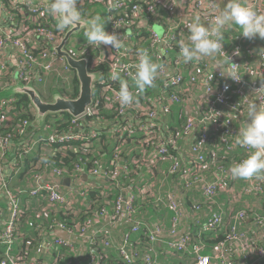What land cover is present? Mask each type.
Here are the masks:
<instances>
[{"label":"built area","instance_id":"2783aa9c","mask_svg":"<svg viewBox=\"0 0 264 264\" xmlns=\"http://www.w3.org/2000/svg\"><path fill=\"white\" fill-rule=\"evenodd\" d=\"M210 2H212V0H78L77 3V8L80 11L96 3H105L111 13V29L106 32L122 36L126 45V49H121L119 51L109 45L108 54L102 53L97 60L92 61L91 59L93 63L92 68L96 69V67L101 63H108L110 67V75L113 71H119L121 78L134 79L136 71L135 65L138 63L140 43L144 41L149 43V55L158 63H161L159 70V76L161 78L160 84H163L165 87L164 89L166 94L161 98H156L154 103L150 104V106L146 108H143V110H140L141 116L143 117L139 120L140 124H137L136 127H134V125H129L125 129L131 136L134 134H140V136L143 137L144 142L157 146L161 155L168 153V144L170 143L162 142L159 144L162 140L160 139L157 141V139L162 136V129H165L164 119L171 113V106L181 104L186 106L188 104L189 100L184 98L183 94L188 91V85L197 84L195 78H191L188 81L182 73H178L182 69L180 67L181 58H178L170 66L167 64V58L169 59V55L174 50L176 43L179 42L180 35L188 30L186 28V18H189L191 15L199 16L201 23L205 24V26H209V23L212 22L213 17L216 14V9ZM242 2L250 4L260 12H264V0H242ZM140 3H143L144 5ZM12 5L13 8H18V10H20L22 16L30 15L33 19H35V21L38 19H48L53 17L48 13L49 4H47V2L35 3L19 2L14 0ZM161 9L167 10L169 15L179 14L178 16L180 19L178 20V23L173 25L168 32L162 35L150 26L147 31V38L141 36L138 44L134 45L128 36L131 35V33L138 27V24L142 21L155 24L156 21H158V18H160ZM4 13H6V10L0 4V17H2ZM194 16L192 18H194ZM24 23L25 22L23 21L19 27L14 26L7 30L0 29V57H3L6 53V48L8 46H11V50L16 54V64L13 69L4 60H0L1 77H8L12 73H16V79L14 80L13 77L11 87H14L18 81L25 85L32 84L36 87L38 85L45 86L46 80L49 76H54V78L57 76L58 78H62L66 81L62 83L63 85L56 83L55 80L51 81L50 87H54L53 90L56 88L59 90V88H63L65 86L68 87L67 82L70 83L71 81L68 73L69 70H72L67 65L66 60L59 56L56 51V49L60 47L65 36H63L62 33H56L53 26L52 28L40 26L35 29V31H31L30 27H26ZM236 41L237 45L232 51L226 50L224 43L221 41L223 45L222 51L231 57V61L235 58L241 57L243 54L241 38H237ZM42 45H45L46 47H43ZM160 47H164L166 49V56L159 55ZM236 50L239 51V55H233ZM86 57L91 58L90 56ZM221 57L223 58V56ZM168 63L170 64L171 61L168 60ZM234 64L237 65L234 69L236 78L240 81H234L229 78V84L218 87L216 83L217 80L225 79V76H222L220 72L207 73L203 77V92L205 94V98L209 101V110L211 115L206 118H203V116L198 117L196 115L187 117L188 120L186 121L184 130V134L187 138L193 137L195 130L199 128L202 130L201 134L197 136L196 143L192 145L190 149V164L193 163L197 165L199 162H203L204 160L206 161L207 159H205L204 152L207 146L212 143L211 136L213 135L212 132H209L204 126L208 122L215 125L216 132L220 130V132L216 134L222 136V140L220 139V142L222 145H226L228 149L241 148L247 152L252 150L236 144L237 132L234 129L232 117L233 113H241L244 109H248L250 103H256L257 105L264 107V88L257 91L262 85H264V51L260 55V82L258 84L251 86L247 85L241 75L242 65L238 63ZM99 75L100 78L96 84H105V90L112 89V86L106 84L103 76L101 74ZM109 81L116 82L111 81L110 77ZM226 86L227 90H225ZM69 87L70 88L68 90H71V86ZM117 92L118 91H114L113 94L114 103H119L116 95ZM64 97L71 99L66 96ZM233 97H242V104H230L229 99ZM158 99H161L162 101H159ZM5 102L12 104L15 102V99L12 98L1 102L0 113L3 112V108L5 107L3 105ZM99 104L100 102H95L94 98L93 105L89 107L85 115L77 119L75 118L74 124L78 125L76 121L85 119V117L92 116L94 113H97ZM218 107L223 108L218 110ZM5 112H7V114L0 117V123H11L14 113L12 110H6ZM11 113H13V115L8 117ZM124 113L125 111L122 112L121 115ZM30 126L31 122L24 120L15 127L17 135L22 138L18 142L15 141L13 133L2 134L0 132V205L3 203L8 209L7 215L2 221L4 227L3 231L0 233V245H5L8 247V250L12 249L16 240L15 233L18 230L17 228L22 214L20 195L28 194L30 198L47 199L51 206H62L67 210H71L81 201L82 205H85L86 202L84 201H86L88 191L92 187L96 186L95 180L101 179L108 180L109 182L115 180L116 182L121 178L123 172L129 170L128 166H118L114 168V170L95 167L89 173H85V165H78L76 170L77 174L70 175L73 179V183L75 184V187L72 186V188L77 190L75 191L76 193L72 192L74 196L70 198L62 192L59 184V181L64 179V175H67L68 172H65L62 168L55 167L50 163H46L41 172L33 174L31 191L22 190L19 193H15L9 188L8 183L10 180L8 175L12 173L13 176H16L18 175V170L20 171V169H18V162H13V160L16 161L17 159L16 153L20 156L28 155L37 148H41L45 151V148H49L54 145H60L61 147L58 151L62 153V151H66L68 149L67 146L71 143L85 139H96L99 136L98 129L95 126H93L92 131L89 133L86 131V133H81V128L77 126L78 128L76 133L62 132V134H52L47 140L42 141L32 138L34 132H29ZM78 147L79 146L75 145L70 148L75 149ZM14 150H17L18 152L15 153ZM96 165H98V162ZM179 169V164H175L172 173L178 172ZM192 173L193 169L189 170L188 174H185V182L192 177ZM86 177H91L93 182L84 184L83 179ZM230 177L227 175L225 179H229ZM194 181L202 188L204 195L210 200L218 194L223 186V184L219 182H207L200 176L195 177ZM247 183L248 187L245 189L246 193H255L258 195L264 193V179H253L251 181H247ZM135 205V195L131 193L130 196L126 197L124 192L122 197H120L116 203L114 209L115 213L110 215L106 210H101L98 215H95L94 218L89 219L82 227L78 228L80 237H87L91 240V245L97 244L98 239L101 238L104 239V246L110 247L112 245L111 227L115 224H120L121 222H133L132 217L136 212ZM169 208L178 214L176 223L184 218L185 214L181 209H179V205L177 204V201L174 200V197H170ZM247 219L248 213L246 211L240 212L236 217L237 225L245 222ZM259 221L264 222V219H259ZM223 222L224 217L222 214L214 213L203 223L202 229L207 232L215 231L223 224ZM133 223H135L133 231H139L140 224L138 222ZM237 225L232 229L231 235L228 237L227 241L217 249V252L213 257L203 254V245L194 243L193 239L190 237V233L179 234L176 228H173L171 231L166 233L160 227H155L149 231L148 238L152 244L164 243L169 247V249L174 251L182 253L190 252L191 254H194L197 257L195 264H232L231 257H240V248H243L246 244V235L238 231ZM59 229L66 231L70 237H75V233L72 230H68L63 227H60ZM58 244L64 247L73 246V242L71 241H59ZM118 251L123 260L128 264L136 263L137 259H143L145 264H159V262H157L158 256L156 254L141 256L138 252L132 251L128 236L122 239L121 244L118 246ZM259 255L263 257L264 250L260 249ZM2 264L10 263L2 262ZM91 264H100V262L95 257H92Z\"/></svg>","mask_w":264,"mask_h":264},{"label":"trees","instance_id":"16d2710c","mask_svg":"<svg viewBox=\"0 0 264 264\" xmlns=\"http://www.w3.org/2000/svg\"><path fill=\"white\" fill-rule=\"evenodd\" d=\"M13 1L14 0H0V4L6 10V13L0 18V29L7 30L14 26L19 27L24 21L26 27H30L31 31H35V29L40 26L51 28L53 26L56 33H62L63 36H65L68 27L62 32L58 31L56 28L57 20L50 16L48 19H38L37 21H35L30 15L22 16L18 8H13ZM47 4L50 3L47 2ZM98 4H101L106 8L105 3H96L88 6L86 10L91 9L93 6H97ZM140 4L144 5L143 3ZM160 12H166L164 13V16H161L160 13V20L163 21V19H166L164 22L169 23V12L165 9H161ZM82 15L85 17L89 16L88 13ZM170 22L173 24L174 19H171ZM141 36L147 38V33L140 32L135 34L133 37L134 42L138 43ZM227 38L228 37L225 36L222 42L224 43L226 50L232 51V44L227 47ZM42 46L46 47L45 45ZM85 46L81 50H74L67 45V49L72 56L76 58L90 56L92 60H97L100 57V47L96 48L95 46H90L88 44ZM146 46L149 47L147 41L141 42L139 50L142 48L145 49ZM9 49H11V46H8L6 51ZM175 52L180 53V40L176 43L174 50L170 54L171 58ZM151 58L154 63L161 66V63H158L153 57ZM92 67L93 66H90L92 73L101 74L106 84L112 86V89L105 90V84H96L94 98L95 102H100L97 108L98 112L94 113L92 116L85 117V119L76 121L78 125L74 124L75 118L69 114L48 115L43 127H41L40 130L37 129V131H34L32 138L45 141L52 134H62V132L76 133L77 126L81 128V133L85 131L89 133L92 131L93 126H95L98 129L99 136L96 139L76 141L74 143L76 146H79L78 148L72 149L70 148L71 145H68V149L62 151V153L58 151L61 147L60 145L45 148V151L41 148H37L28 155L23 156H20L16 153L18 151L14 150L17 159L16 161L13 160V162H18L19 167H17L20 171L16 177L15 175L13 176L12 173L8 175L10 180L8 183L9 188L15 193H19L22 190L31 191L32 181L30 182V177L32 179L34 173L41 172L46 163L68 170V176L73 175L71 172H73L74 166L78 163H81V165H84L82 163H85V173H89L95 167L114 170V168L118 166H128L129 170L123 172L121 178L114 183L109 181L95 182L96 186L92 187L87 193L86 201H84L86 202L85 205H82L81 201L71 210H67L62 206L51 207L48 202L30 198L28 194L20 195L22 214L19 220L18 230L15 233L16 240L18 241L13 247L12 254L17 250L20 251L22 246L27 245V243L32 244L28 245L32 250L33 245L42 241V235L53 234L60 227L72 230L75 233L74 238H80L78 228L82 227L89 219L94 218L95 215H98L101 210H106L110 215H113L115 213L114 209L117 201L125 192L126 197L130 196L131 193L136 197V212L132 217V221L140 224L139 231L134 232L133 229L135 223H120L125 225L124 231H122L121 234L120 242H122L124 237L128 236L132 251L138 252L141 256L155 255L157 252L159 254L157 260L159 264H195L197 257L190 252L182 253L169 248V250L166 248V250H163L158 243H156L157 245L155 246V244L150 242L148 238L149 231L155 227H160L166 233L173 228H176L179 234L190 233V237L193 239L194 243L203 245L204 255L215 256V250L227 241L228 237L231 235L232 229L236 227L237 215L240 212L245 211V209H242V206L237 204L236 207H233L228 211L227 218H224L225 220L222 225H220L215 231L207 232L202 229V225L206 220L198 221L196 223L192 222L187 231L186 228H188V226L184 225V218L176 223L178 214L169 208L170 197H174V200L178 201L177 204L179 205V209L183 211L185 216L187 213L190 214V212H192L193 215L196 211L201 212L208 202H221V198L218 196L220 191L210 200L204 195L202 188L194 181L197 176L204 178L203 173L205 176L206 169H208L206 168V161L199 162L197 165L188 162L187 157H190V149L192 145L196 143L197 136L201 134L202 130L200 128L195 130L194 136L187 138L184 134L186 115L184 117L182 112H180L181 108L174 110L175 107L171 106V113L164 119L165 129H162L161 138L157 139V141L160 139L162 140L159 144L162 142H170L168 144V153L161 155L157 146L144 142V139L140 134H134L131 136L125 129L129 125H134V127H136L137 124H140L139 120L140 118H143L140 110L150 106V104L154 103L156 98H161L166 94L163 84H160L158 79H156L153 87L146 88L144 92H139L135 87L134 79L121 78V80L127 81L130 91H132L135 96V102L133 104L129 106L121 105L120 103L113 102V94L114 91L119 90L120 81H109V64L102 63L97 66L96 69ZM13 74L14 73H12L10 77H6V80H2V77L0 76L1 90L4 88L5 84L9 85L12 82ZM68 76L71 78L70 83L67 82L68 87L65 86L59 88L58 91L68 98L75 99L79 94V82L73 71L69 70ZM54 80L61 85L66 81L57 76ZM6 81H8L9 84H7ZM222 84H225L224 80L222 81ZM69 86H71V90H68L70 88ZM35 88L39 91L44 100H51L52 95L50 90H46V87L43 85H38ZM155 90H157V93ZM14 99V103L10 104L9 102H5L3 105L5 107L3 108V112L0 113V117L7 114V112H5L6 110H12L14 115L11 113L8 116L11 117L13 115L11 123H0V132L2 134L13 133L15 141L18 142L22 138L17 135L15 127L24 120H28L32 123L36 118V114L33 113L32 105L27 97L17 96ZM158 100L162 101L161 99ZM229 103L236 104L241 103V101L238 97H233L229 99ZM124 111L125 113L121 115ZM212 134V143L207 146L204 152L205 159L210 158L211 156L214 157V153L218 155L219 152L224 153L221 151L220 136L216 133ZM75 145L73 144V146ZM230 150L231 155H224L226 159L223 158L220 162L218 159V161L216 160L211 166L210 170L213 175L218 176L216 170L219 171V167L223 166L227 170V175L231 176L229 180L233 179L230 167L235 163H238L239 158L237 157H239L240 154H236V156L233 155L232 157V154L238 151H235L234 148ZM90 151H94V153L89 154L88 152ZM97 162L98 165H96ZM177 163L179 164L180 169L178 172L172 173L173 167ZM192 169V177L185 182V174ZM206 178L213 180L211 176H207ZM206 178L205 180L209 181ZM91 182H93L92 178L89 182L87 181V183L84 184ZM243 185H245V183H243ZM184 191H190L192 193H189V197L191 196L189 201L183 196ZM259 196L264 197V193ZM194 206L195 209L193 211ZM213 211L214 213L223 214L219 209ZM2 221L3 219L0 217V233L3 231L4 227ZM245 222L237 225L238 231L249 236L242 230ZM113 231L114 230L111 228L112 238V235L114 234ZM103 240L104 239L99 238L97 244H89L87 260L82 264H91L92 257L98 259L100 264H128L119 254L117 247L121 244L120 242L119 244L116 243L118 244L116 246L112 239V245L106 247L103 244ZM6 249L5 246L0 245V262L5 259ZM63 250L71 253V248L60 247L55 249L53 257L57 258V256L61 254L60 252H64ZM246 261L250 262L249 259H246ZM231 262L232 264L243 263L242 259L237 256H232ZM134 264L145 263L143 259H137V262Z\"/></svg>","mask_w":264,"mask_h":264},{"label":"crops","instance_id":"0c3cea01","mask_svg":"<svg viewBox=\"0 0 264 264\" xmlns=\"http://www.w3.org/2000/svg\"><path fill=\"white\" fill-rule=\"evenodd\" d=\"M226 2H227V0H224V3H221L219 5L221 9H223L224 4ZM97 6H101L105 9V19H102V22H105V31H108L111 29V13H110L109 9H107L106 5H105L106 8L101 4H98ZM87 8L88 7L84 8V10ZM164 13H166V12H162L161 16L162 15L164 16ZM178 15L179 14L169 15L168 16V17H170L169 23L164 22L166 19H163V21L160 20L161 18H158V21H156L155 24H153L151 22L149 23L147 21H142L141 23L138 24V27L128 37L134 45H137L138 43L134 42V40H133L134 35L137 33H140V32L147 33L150 26L153 27L155 30H157V32L159 34L162 35V34L168 32L173 25H176V23H178V20L180 19V17ZM193 16L194 15H191L189 18H186L187 23L192 21ZM89 18H91V17L87 16V17H84L82 19L87 20ZM171 19H174L175 23L172 24L170 22ZM156 27L159 30L156 29ZM206 27H208V26H206ZM85 31L86 30L84 29L80 34H82ZM189 35H190V33L187 30L186 32H184L180 35L179 40L187 43L188 42L187 38ZM225 36L228 37L227 41H226L227 47L232 44L231 45L232 50L237 45L236 39L241 38V40H242L241 46L243 48V54L241 57L235 58L232 61V63H238V64L242 65L241 75H242L244 82L247 85L251 86V85L258 84L260 82V76H259L260 55L264 51V39H260L259 37H256V38L251 39V40L247 39V38L243 37L242 35H240V30L235 26L231 29H225L223 40H224ZM225 40H226V38H225ZM108 47H110V46L109 45H101L100 49H99V54L100 55L102 53L108 54L109 53ZM142 47H143V44H142ZM146 47H145V49H146ZM147 50H148V52H150L149 51L150 46L147 47ZM15 57H16L15 52L12 51L11 49H9L8 51H6V53L3 55V57H0V60H4L13 69L15 64H16ZM178 58H181V66L180 67L182 68L180 70V72H178V73H182L188 81L191 78H195L197 84L188 85V88H187L188 91L186 93L184 92V94H183V97L189 100L188 104L186 106L182 105V104L179 106L174 105V107H175V108L173 107L174 110H178L181 108L180 112H182L184 117L186 115V117H185L186 121L188 120L187 117L188 116L190 117L191 115H196L198 117L203 116V118L210 116L211 112L209 110V101H207V99L205 98V94L203 92L204 85H203L202 80H203V77L207 73H219V72L221 73V70L215 69V66L217 65V62L221 61L223 58L219 54H216L213 57H203L199 61L184 63L182 55L179 52H177V53L175 52V53H173L172 58L169 55V59L167 58V64L169 66L172 65V63L174 61H176ZM78 59H81V58H78ZM168 60L171 61L170 64L168 63ZM0 76H2V75H0ZM10 76H8V77H10ZM70 76H72V75H70ZM6 77L7 76H4L1 79L6 80ZM13 77L15 80L16 79V73L13 74ZM223 80L225 81V84L230 83V79L228 77H225V79H218L216 82L218 87L225 85V84H222ZM51 81H54V76H49L47 78L46 85L44 87H46V90H50L51 94H53L54 90L52 89V87H50ZM6 82H7V84H9L8 81H6ZM11 83L9 85L5 84L6 86H4V88H2V90L0 89V103L3 101H7L9 99L15 98V97H10L8 99L1 98L2 97L1 93L12 88ZM238 98L242 104V97H238ZM51 100H52V98H51ZM222 108L223 107H218V110H221ZM247 113H248V109H244L241 113H233V117H232L233 125H234V129L237 133H238V130L244 126V123L246 121H248ZM248 122H250V121H248ZM204 126L208 129L209 132H212V133L220 132V130L218 132H216V127L211 122H208ZM40 129L41 128H38V130H40ZM220 139L222 140V136H220ZM234 150L235 151L237 150L238 152L233 153L232 157H233V155L236 156V154H240V156L237 157V158H239L238 160H242V159L246 158L253 151V150H251V151L247 152L246 150H243L241 148H235ZM221 151H223L224 153L219 152V155L214 153L216 158L211 156L210 158H207L208 160L206 159V163H207L206 168H208L209 170L206 169L205 176L203 173L204 179L207 176H211L213 178V180L206 178L207 180H209L207 182H210V183L219 182V183L223 184V186L221 187V190L219 192V195H218L219 198H221V200H220L221 202H218V201H217V203L216 202H208V203H206V207L201 212L196 211L194 215L192 214V212H190V214L187 213V215L184 216V219H183L184 225L188 226V228H186V230L188 231L189 226L192 222L196 223L198 221L207 220L208 218H210L214 214L213 210H216V209H219L223 213L222 216L226 219L228 211H230V209H232L233 207H236L237 204H239L240 206H242V209H245V211L248 213V219L245 222V224L243 225L242 230L245 231L249 236L246 235V241H245L246 244L243 248H240V253H239V255L243 261L242 264H264V256L261 257L259 255V250L260 249L264 250L263 249V247H264L263 246L264 245V222L259 221V219H264V201H263L264 197L259 196L258 194H255V193H251V194L246 193L245 189L248 187V183L246 180H242V179H238V178H233L231 180L225 179V177L227 176V170L223 166L219 167V171L216 170V173L218 176H215L212 174L210 169H211V166L215 163V161L216 160L218 161V159H219V162H220L221 159H223V158L226 159L224 155H226V156L228 154L231 155V153H230L231 150L228 149V147L226 145L221 144ZM187 158H188V162L190 163V157H187ZM90 179L91 178H85L83 180V183H87V181L89 182ZM65 181H66V179H62L59 181V184L61 186L60 188H61L62 192H64V194L67 197L71 198L74 196V194L69 191L70 184L66 185ZM243 183H245V185H243ZM189 193L192 194L190 191H184V195H183L188 199V201L191 197V196L189 197ZM190 209H191V207H190ZM194 209H195V206L193 207V211H194ZM7 212H8L7 207L2 203L0 205V217L3 220H4L5 216L7 215ZM124 227H125V225H123V224H115L111 227L114 230L113 231L114 234L112 235L113 236L112 239L115 242L114 245H116V246L120 242L121 234H122V231H124ZM17 241L18 240H15L13 247L15 246ZM59 241H62V242H70L71 241V242H73V246L72 247H64V246L58 244ZM90 243H91V240H89L87 237H80V238H74L73 237L72 238V237H70V235L66 231H64L62 229H58L53 234L42 235V241H39V242H37L36 245H33L32 250L30 249V246H28V245H32V244L27 243V245L22 246L20 251L17 250L12 254L13 247L11 250H8V247H6L5 245H1V246H5L7 249H6L5 259L3 261H1L0 264H2V262H9L10 264H82L84 261L87 260V257H88L87 252H88ZM116 243H118V244H116ZM156 245L157 244H155V246ZM158 245L159 246L161 245L160 248L163 250H166V249L169 250L168 249L169 247L164 243H160ZM60 247L61 248H71V253L63 250L64 252H60L61 254H59L57 256V258L53 257L55 249L60 248ZM216 252H217V249L215 250V254H216ZM155 254L157 256H159V254L157 252ZM210 257H212V256H210ZM246 259L247 260L249 259L250 262H247Z\"/></svg>","mask_w":264,"mask_h":264},{"label":"clouds","instance_id":"9594fccd","mask_svg":"<svg viewBox=\"0 0 264 264\" xmlns=\"http://www.w3.org/2000/svg\"><path fill=\"white\" fill-rule=\"evenodd\" d=\"M78 0H50L48 13L56 20L58 31H64L69 26L77 25L82 19V12L77 8ZM216 9L209 26L201 23L200 17L195 16L191 22L186 24L190 35L187 43L180 41V54L184 63L199 61L203 57H213L216 54L223 56L217 62L215 69L221 70V75L234 81L236 78L235 65L231 57L222 51L223 31L234 26L240 30V35L247 39L259 37L264 39V12L242 2V0H227L223 9L220 4L224 0H212L210 2ZM85 36L87 44L99 48L101 45H110L117 51L126 49L122 36L109 34L105 31V22L99 15L92 16L86 20ZM160 56H166L164 47L159 49ZM233 55H239L236 50ZM160 65L152 61L147 49H141L138 53V63L135 65L134 84L139 92H144L146 88L153 87L158 78ZM113 81H120V87L116 93L121 105H131L135 102V96L130 91L127 81L121 80L120 72L113 71L110 75ZM264 88L262 85L257 91ZM227 90V86L225 87ZM248 121L238 130L236 134V144L247 147L253 151L244 159L230 167L233 178L246 181L253 179H264V107L256 103L248 106Z\"/></svg>","mask_w":264,"mask_h":264},{"label":"water","instance_id":"95a60500","mask_svg":"<svg viewBox=\"0 0 264 264\" xmlns=\"http://www.w3.org/2000/svg\"><path fill=\"white\" fill-rule=\"evenodd\" d=\"M17 1L50 3V0ZM86 27L87 25L85 19H81V21L75 26H69L63 42L61 43L60 47L56 49L58 55L66 60L69 68L76 74V79L79 82V94L77 98L67 99L57 89H55L53 91L54 93L52 95V101L47 103L34 85H25L19 81L14 87L1 93V98L3 99L17 96H23L29 99L36 112V118L31 123V126L29 128L30 133L36 131L38 128L43 127L45 119L48 115L67 113L77 119L85 115L89 107L93 105L94 87L99 80L100 75L98 73L91 72L90 58L86 57L78 59L72 56L68 51H66V47L70 40L73 37L79 35L84 29L86 30ZM65 184L69 185L70 182L66 180Z\"/></svg>","mask_w":264,"mask_h":264},{"label":"rangeland","instance_id":"374dc122","mask_svg":"<svg viewBox=\"0 0 264 264\" xmlns=\"http://www.w3.org/2000/svg\"><path fill=\"white\" fill-rule=\"evenodd\" d=\"M82 12V14H87L88 13V15H89V17H92V16H94V15H99V16H101L102 17V19H105V9L103 8V7H101V6H94L92 9H88V10H83V11H81ZM85 16H83L82 15V18H84ZM156 29H158L157 27H156ZM159 30V29H158ZM157 31V30H156ZM68 45H69V47L70 48H72V49H74V50H81V49H83V47L85 46V45H87V38H86V36H85V32H83L82 34H80V35H78V36H75V37H73L71 40H70V42L68 43ZM85 47H88V46H85ZM66 51H68V49H67V47H66ZM69 52V51H68ZM70 53V52H69ZM71 54V53H70ZM72 55V54H71ZM86 58V57H85ZM90 59H92V58H90ZM93 61V60H92ZM102 64V63H101ZM90 66H93V63L90 61ZM99 66V65H98ZM158 82L159 83H161V78H160V76H159V74H158ZM111 80V79H110ZM111 81H113V80H111ZM98 82V81H97ZM6 86V85H5ZM57 86V85H56ZM59 87V86H58ZM57 89V88H56ZM155 92L157 93V90H155ZM52 100H50V101H45V102H47V103H49V102H51ZM32 110H33V113H35L36 114V112H34L35 111V109L33 108V106H32ZM67 114V113H66ZM86 133V132H85ZM73 144L74 143H71L70 145L71 146H73ZM75 145V144H74ZM89 154H93L94 153V151H90V152H88ZM82 164H84L85 165V163H82ZM78 165H81V163H78V164H76L75 166H74V168H73V172H71L72 174H77L76 173V170H77V168H78ZM65 172H68V170H66V169H63ZM18 172H19V170H18ZM85 172V171H84ZM64 179H66V180H68L69 182H70V184H71V186L69 187V191L70 192H73V193H76L75 191H77V190H75V189H73L72 188V186L73 187H75V184L73 183V179H72V177L69 175H64V177H63ZM33 180V177H32V179H31V177H30V182ZM103 181H108V180H101V179H97V180H95V182H103ZM112 183H114L115 182V180H112L111 181ZM64 193V192H63ZM34 199H36V198H34ZM36 200H38V201H46V202H48L49 203V201L47 200V199H36ZM50 205V204H49ZM51 206V205H50ZM51 207H54V206H51Z\"/></svg>","mask_w":264,"mask_h":264}]
</instances>
